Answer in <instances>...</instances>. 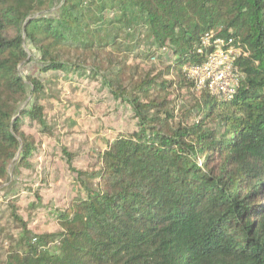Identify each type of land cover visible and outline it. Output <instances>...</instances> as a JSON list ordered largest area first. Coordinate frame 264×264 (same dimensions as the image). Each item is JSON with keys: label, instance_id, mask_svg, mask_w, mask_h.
Segmentation results:
<instances>
[{"label": "trees", "instance_id": "trees-1", "mask_svg": "<svg viewBox=\"0 0 264 264\" xmlns=\"http://www.w3.org/2000/svg\"><path fill=\"white\" fill-rule=\"evenodd\" d=\"M206 34L241 50L231 100L185 69ZM60 79L98 82L133 124L87 168L62 148L75 190L49 209L17 186ZM1 191L0 264H264V0H0ZM42 204L57 229L31 227Z\"/></svg>", "mask_w": 264, "mask_h": 264}, {"label": "rangeland", "instance_id": "rangeland-1", "mask_svg": "<svg viewBox=\"0 0 264 264\" xmlns=\"http://www.w3.org/2000/svg\"><path fill=\"white\" fill-rule=\"evenodd\" d=\"M31 48L27 46L29 51ZM30 57L33 53L29 51ZM35 54V53H34ZM34 61L23 66V72L33 70ZM58 74L61 71L57 72ZM54 73H48V75ZM56 95V107L47 104L49 118L56 123L55 136L43 139L39 156L34 158L29 166L20 169L21 174L18 189L25 187H40L44 197V205L49 209L62 205L75 190L74 172L70 170L66 155L62 148L78 154L79 169L87 168L94 163L96 152L105 147L108 135H113L124 127H132L129 106L120 105L111 95L103 90L100 84L89 79H83L77 84H69L60 79L53 85ZM72 120V121H71ZM26 193V192H25ZM1 195L4 191L0 192ZM28 196V194L26 193ZM28 199L23 196L19 201L27 205ZM43 204L31 213V227L35 231H53L57 224L51 219ZM23 212H25L23 210Z\"/></svg>", "mask_w": 264, "mask_h": 264}, {"label": "built area", "instance_id": "built-area-1", "mask_svg": "<svg viewBox=\"0 0 264 264\" xmlns=\"http://www.w3.org/2000/svg\"><path fill=\"white\" fill-rule=\"evenodd\" d=\"M204 46L212 45L207 59L202 64L185 68L198 89H208L212 95L226 100L234 98L242 77L236 66L241 50L233 38L228 40L213 34L203 36Z\"/></svg>", "mask_w": 264, "mask_h": 264}]
</instances>
